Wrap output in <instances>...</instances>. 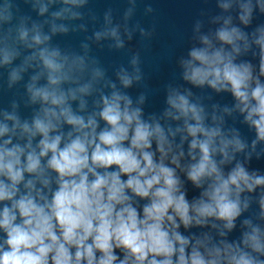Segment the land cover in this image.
<instances>
[{
  "label": "clouds",
  "instance_id": "1",
  "mask_svg": "<svg viewBox=\"0 0 264 264\" xmlns=\"http://www.w3.org/2000/svg\"><path fill=\"white\" fill-rule=\"evenodd\" d=\"M56 2L35 0L33 8L43 16ZM59 2L64 7L52 13L53 35L68 32L55 20L80 18L73 8L87 0ZM219 6L225 11L232 7ZM257 6L264 13V0H257ZM12 8L9 0L0 7V26L11 24ZM239 8V20L249 25L251 0ZM28 19L20 17L0 39V66L20 56L17 44L33 50L9 72V87L29 68L37 69L26 90L29 103L39 105L30 121H22L13 103V111L3 112L0 121V264H264V230L250 219L242 222L247 230L239 241L215 242L209 233L186 237L179 231L181 225L189 229L214 221L211 227L226 237L251 203L248 197L242 201L241 194L264 188V175L245 166L264 143V27L257 28L250 41L228 17L214 34L200 35L202 46L191 48L180 61L185 82L234 97V108L223 111H238L254 129L255 139L246 151L248 143L236 129H224L222 116L214 111L207 122L209 114L192 102L188 89L169 86L162 117L145 119L142 107L133 106L115 83L105 82L108 94L95 87L105 75L95 60L62 53L50 45L51 36L42 25L33 22L29 28ZM102 36L123 47L117 28L95 33L97 40ZM253 44L259 48L258 74L250 62H237ZM131 64L132 74L123 68L117 73L125 89L142 79L138 57ZM86 75L90 79L83 82ZM41 79L45 83L39 84ZM96 91L94 110L81 114L87 109L84 97ZM144 101L142 94L137 105ZM72 102H78L77 109ZM161 119L182 123L165 127ZM238 153H245V161H236L226 172ZM185 156L188 162L182 164ZM178 169L200 189L198 198H186ZM258 203L259 219L264 220V193Z\"/></svg>",
  "mask_w": 264,
  "mask_h": 264
}]
</instances>
